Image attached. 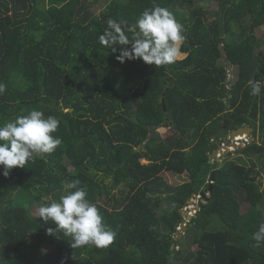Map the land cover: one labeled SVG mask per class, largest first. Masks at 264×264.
<instances>
[{"label":"trees","instance_id":"trees-1","mask_svg":"<svg viewBox=\"0 0 264 264\" xmlns=\"http://www.w3.org/2000/svg\"><path fill=\"white\" fill-rule=\"evenodd\" d=\"M196 1L111 0L97 14L98 0H0V82L7 86L0 125L35 109L59 120L52 135L62 140L7 177L0 170V264H264V244L252 239L264 223L261 170L209 161L212 137L244 125L254 127L255 141L239 151L264 156V51L256 33L264 0H218L217 10L188 12ZM154 6L183 25L184 57L162 66L121 63L119 46L113 53L100 44L109 18L131 28ZM223 58L237 67L235 80ZM250 81L261 84L259 95L250 94ZM164 126L173 133L150 136ZM163 171L187 172L190 181L174 186ZM207 177L209 197L201 195ZM73 180L116 233L107 248L72 249L70 237L49 235L56 225L39 217V205L58 202ZM195 195L202 199L187 221L194 236L184 254L177 228ZM165 201L174 206L162 210Z\"/></svg>","mask_w":264,"mask_h":264},{"label":"clouds","instance_id":"clouds-1","mask_svg":"<svg viewBox=\"0 0 264 264\" xmlns=\"http://www.w3.org/2000/svg\"><path fill=\"white\" fill-rule=\"evenodd\" d=\"M106 24L99 42L113 53L119 46L117 60L121 63L142 59L148 65L162 66L174 62L180 55L183 25L166 8L154 6L145 9L131 28L122 27V22L114 18H109ZM126 32L133 34L129 37ZM249 83L252 85L250 94L259 95L261 84ZM6 87L0 82V95L6 92ZM58 126L59 120L55 116L45 118L42 111L35 109L0 125V166L3 167V175L7 177L12 169L24 168L36 157L53 152L62 143L59 137L52 135ZM79 184L78 180L68 183L66 194L60 197L59 202L40 204L39 217L56 225L54 229H48L49 235L70 237L72 249L86 245L107 248L116 233L103 223L96 205L89 201L87 191ZM252 239L257 247L264 244V223L252 234Z\"/></svg>","mask_w":264,"mask_h":264},{"label":"rangeland","instance_id":"rangeland-1","mask_svg":"<svg viewBox=\"0 0 264 264\" xmlns=\"http://www.w3.org/2000/svg\"><path fill=\"white\" fill-rule=\"evenodd\" d=\"M94 1V0H91ZM111 0H98V2L95 4L93 10L96 11L97 14H101L104 10V8L110 3ZM204 6L206 7L207 10H209L210 12L214 11L215 9L217 10V8L219 7V1L218 0H197L195 2V4L193 6L187 7L185 8L188 12H191L194 8L196 7H201ZM260 42H261V49L264 51V26L261 28H258L256 31ZM180 46V45H179ZM184 53L180 52V55L177 58H182L184 57ZM221 64L226 65L228 68H230V76L233 80H235L237 78V74H238V69L236 66L231 65L226 58H223L220 60ZM226 117H224L223 119L225 120ZM257 124L260 123V120H256ZM171 133H173L172 131H170L169 129H167L166 126L164 127H159L155 130V132H152L150 134V136H156L159 135L161 138L163 137H167L168 135H171ZM225 135H223L220 141H224V137ZM251 137V136H250ZM250 137H246L244 139L246 140H240L237 141L236 143L238 144V146H233L232 148V152L228 153V154H222V155H218L219 157H217L215 160H211V164L214 163L216 161L218 166H222L225 163H228L230 161L236 162V163H240V162H244V164H246L248 167L251 166L253 163H256V170H261V173L258 175L257 177V183L259 185L260 190H262L264 192V170L261 169L262 166H264V156L260 157L259 155H246L244 153H241L239 151V149L241 148H245V146L250 143ZM219 138L213 136L211 141H215V143H217L219 140ZM239 142V143H238ZM230 146V144L228 145ZM189 149V147H187V150ZM143 162H146V160H143ZM69 168L74 171V168L72 166H69ZM211 168H213V166H211ZM0 170L3 171V167L0 166ZM163 177L165 178V180L167 182H169L170 184L177 186L180 184H183L187 181H190V176L189 173L184 172L182 174H178V173H174V172H168V171H163L162 172ZM212 181L207 177L206 182L204 183V185L202 186V191H205L206 196L205 197H209L210 196V192L208 191V185L211 183ZM120 191H121V187L115 189L113 191V193L116 194L117 197L120 196ZM66 194V193H65ZM202 197L200 195H195L193 198L190 199V201L187 202V204L181 208V212L183 214V216H185V221L187 220V215H195V212L198 210L199 208V203L201 202ZM242 201V212L244 213L247 210V206L248 204L241 199ZM203 201H207V199L203 198ZM59 202V200H58ZM264 205V199L261 202ZM173 203L165 201L163 206H162V210H168L169 208L173 207ZM188 226L181 228V226H179L177 228V232L179 233H183L182 237H183V243H184V254H189L188 253V247L189 244L192 242L193 236L194 234L192 232L188 233ZM186 234V235H185ZM177 235V234H176ZM181 237V238H182ZM54 241V240H53ZM179 248V247H177ZM180 248H182L180 246ZM44 251H51L53 250L52 246H45L43 248ZM171 263H175L177 262V260L174 259V257L171 259L170 261Z\"/></svg>","mask_w":264,"mask_h":264},{"label":"water","instance_id":"water-1","mask_svg":"<svg viewBox=\"0 0 264 264\" xmlns=\"http://www.w3.org/2000/svg\"><path fill=\"white\" fill-rule=\"evenodd\" d=\"M165 102V99H163V107H164V110H166V104L164 103ZM253 128L252 127H250V126H248V125H244V126H241V127H238V128H236V129H233V130H231V133H230V135L229 134H227V139L229 140V138L232 140L231 142H233V140L236 138V137H238V136H247V137H250V142H253V141H255V138L251 135L252 134V132H253ZM234 146H238V144L237 143H234L233 144ZM225 147L224 145H222V144H218V146H217V148L211 153V154H209V161L211 162V160H215L217 157H219L218 155H219V153H220V155H222V154H228V153H230V152H232L233 150L232 149H230V148H224V150H221L220 151V149H223V148ZM214 178V176H213V174H212V179ZM212 189H213V181L210 183V186H209V192L211 193V191H212ZM202 196H206V193L205 192H203L202 194H201ZM207 200H208V198H206ZM190 201V200H189ZM191 202V201H190ZM192 217H193V215H187V220H188V222L192 219ZM183 227H186L187 228V221H183L182 223H181V228H183ZM182 235H183V233H177V238H181L182 237ZM175 247V245L173 244L172 245V248H174Z\"/></svg>","mask_w":264,"mask_h":264},{"label":"flooded vegetation","instance_id":"flooded-vegetation-1","mask_svg":"<svg viewBox=\"0 0 264 264\" xmlns=\"http://www.w3.org/2000/svg\"><path fill=\"white\" fill-rule=\"evenodd\" d=\"M248 126H250V125H248ZM250 127H252V126H250ZM252 128L254 129V127H252ZM229 133H231V131H230ZM229 133H228V134H229ZM252 134H253V132H252ZM252 134H251V135H252ZM229 135H230V134H229ZM224 137H225V138H224V141H223V142H224V143H227V145L230 144L231 141H230V138H229V140L227 139V134H226ZM221 139H222L221 137L218 139L219 141L216 143L217 146H218V144L220 143V140H221ZM244 140H246V139H244ZM214 142H215V141H214Z\"/></svg>","mask_w":264,"mask_h":264},{"label":"built area","instance_id":"built-area-1","mask_svg":"<svg viewBox=\"0 0 264 264\" xmlns=\"http://www.w3.org/2000/svg\"><path fill=\"white\" fill-rule=\"evenodd\" d=\"M237 141H239L237 138H236L235 140H233V142H235V143H236ZM238 143H239V142H238ZM221 144L225 146V149H226V148H230V149H232L233 146H234L233 144H230V146H228L229 144L227 145V143H224V142H222ZM219 155H220V154H219Z\"/></svg>","mask_w":264,"mask_h":264},{"label":"bare ground","instance_id":"bare-ground-1","mask_svg":"<svg viewBox=\"0 0 264 264\" xmlns=\"http://www.w3.org/2000/svg\"><path fill=\"white\" fill-rule=\"evenodd\" d=\"M246 137H247V136H245V135H244V136H238L237 139L239 140V139H243V138H246ZM222 148H223V147H222ZM224 148H225V147H224ZM224 148H223V149H220V151H221V150H224Z\"/></svg>","mask_w":264,"mask_h":264}]
</instances>
